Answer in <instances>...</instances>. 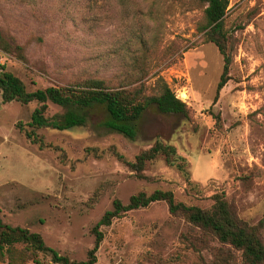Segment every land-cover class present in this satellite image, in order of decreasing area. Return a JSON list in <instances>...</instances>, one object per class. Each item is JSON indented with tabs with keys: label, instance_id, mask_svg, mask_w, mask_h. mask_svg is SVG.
I'll use <instances>...</instances> for the list:
<instances>
[{
	"label": "rangeland",
	"instance_id": "1",
	"mask_svg": "<svg viewBox=\"0 0 264 264\" xmlns=\"http://www.w3.org/2000/svg\"><path fill=\"white\" fill-rule=\"evenodd\" d=\"M228 1L233 56L215 100L223 60L197 30L204 0H0V35L12 46L0 49V64L26 90L84 76L118 81L158 73L188 107L186 117L150 105L134 140L102 128L104 111L96 109L91 127L37 129L40 144L16 127L36 104L0 103L2 221L38 232L75 260L86 258L91 228L112 200L126 203L140 191L170 190L201 207L222 191L240 218L257 223L264 202V0ZM59 110L50 103L48 114ZM156 137L184 157L185 173L158 156L139 179L113 153L132 160ZM99 229L95 264H210L207 251L192 252L179 238L196 229L162 201ZM40 258L55 264L48 254Z\"/></svg>",
	"mask_w": 264,
	"mask_h": 264
},
{
	"label": "trees",
	"instance_id": "2",
	"mask_svg": "<svg viewBox=\"0 0 264 264\" xmlns=\"http://www.w3.org/2000/svg\"><path fill=\"white\" fill-rule=\"evenodd\" d=\"M204 1L206 6L197 30L202 33L205 42L216 46L223 60L214 96L216 100L220 89L229 79L234 41L224 23L229 1ZM0 49L5 53L12 51V46L1 35ZM144 78L145 74L118 81L84 76L65 85L28 91L16 75L0 64V103L17 101L21 104H36L28 122L25 125L21 122L16 124L32 143L42 144L36 134L37 129L66 131L76 127H91L90 116L96 109L104 111V117L99 122L102 128L134 140L138 132L137 123L145 109L152 104L161 113L188 115L186 103L175 95L162 76L153 73ZM50 103L60 110L48 114ZM113 153L139 179H146L144 169L147 162L158 156H163L168 165L185 173L184 157L177 153L175 146L159 137L148 148L136 153L132 160L116 151ZM211 199L212 203L207 207L189 205L177 201L172 191L161 189L149 194L143 191L132 194L126 203L115 198L111 208L91 228L94 243L83 260L71 259L59 253L47 245L38 232L10 225L0 218V263L42 264L40 255L48 254L55 264H95L96 252L103 239V232L99 229L101 226L110 225L113 219L128 211L162 201L172 217L182 219L196 229L182 232L179 238L192 252L201 255L202 251H207L211 256L210 264H264V202L261 218L257 223L250 224L238 216L235 205L225 197L224 192L214 193Z\"/></svg>",
	"mask_w": 264,
	"mask_h": 264
}]
</instances>
